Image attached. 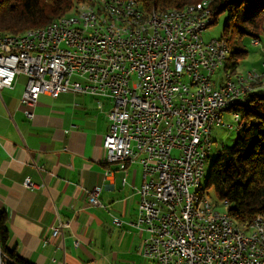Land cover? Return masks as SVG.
I'll return each instance as SVG.
<instances>
[{
  "label": "built area",
  "instance_id": "built-area-1",
  "mask_svg": "<svg viewBox=\"0 0 264 264\" xmlns=\"http://www.w3.org/2000/svg\"><path fill=\"white\" fill-rule=\"evenodd\" d=\"M139 8L136 0L134 9H112L111 16L127 21ZM202 21L200 16L171 20L157 15L145 31H133L134 39L117 40L111 26L113 38H101L96 16L86 13L40 33L38 40H0V92L12 90L25 76L21 104L28 119L34 118L42 95H91L98 98L100 110L102 100L111 102L106 163L123 172L130 164L142 168L133 226L148 233L140 252L152 264H264V214L254 219L259 229L249 228L251 238L233 231L211 206L192 220V184L201 171L195 161L203 167L207 152L218 150L205 147L207 135L222 128L237 132L242 126L237 111L232 112L234 124L226 122L221 105L253 94L219 80L217 40H204L208 29ZM219 84L229 86L231 96L220 98ZM24 187L38 188L30 178ZM102 191L100 186L88 191V202L101 206ZM113 223L122 225L118 218ZM65 228L68 223L60 222L52 237Z\"/></svg>",
  "mask_w": 264,
  "mask_h": 264
},
{
  "label": "crops",
  "instance_id": "crops-1",
  "mask_svg": "<svg viewBox=\"0 0 264 264\" xmlns=\"http://www.w3.org/2000/svg\"><path fill=\"white\" fill-rule=\"evenodd\" d=\"M26 83L22 75L0 92V210L10 248L30 264H152L140 252L149 235L133 226L142 168L130 164L123 172L106 163L111 102L102 100L100 110L91 95H42L28 119L21 104ZM27 178L38 188L26 189ZM97 186L101 206L87 198ZM60 222L68 228L53 238Z\"/></svg>",
  "mask_w": 264,
  "mask_h": 264
},
{
  "label": "trees",
  "instance_id": "trees-1",
  "mask_svg": "<svg viewBox=\"0 0 264 264\" xmlns=\"http://www.w3.org/2000/svg\"><path fill=\"white\" fill-rule=\"evenodd\" d=\"M86 1L0 0V32L19 35L31 29L44 28L69 15ZM206 1L215 13L212 25L217 23L220 15L227 16L224 31L226 35L231 33L235 41L231 46L232 59L225 65V72L234 76L240 61L248 54L243 39L249 37L260 41L264 34V0H137L140 8L147 12L183 9ZM251 93L247 104H236L229 110L231 113L239 112L242 126L237 131L233 147L214 155L217 159L202 193L212 200L209 192H214L212 204L216 208L228 202L226 211L241 228H249L257 216L264 214V91L252 89ZM9 244L7 215L0 210V263L30 264L20 258Z\"/></svg>",
  "mask_w": 264,
  "mask_h": 264
},
{
  "label": "bare ground",
  "instance_id": "bare-ground-1",
  "mask_svg": "<svg viewBox=\"0 0 264 264\" xmlns=\"http://www.w3.org/2000/svg\"><path fill=\"white\" fill-rule=\"evenodd\" d=\"M97 1V0H96ZM136 4V0H101L100 2L96 3L95 5L90 4H83L82 7L78 8L73 16H67L61 19H58L48 26L41 28V29H31L19 35H8L0 32V40L6 41H29V40H38L40 39V33H49L53 30L55 25L58 26H65L70 21L73 20H80L81 15H92L96 16V24L99 26L101 31V38L103 39H110L113 38V31L108 30V26H111V29L115 31V38L117 40H129L134 39V32L133 31H145V24L147 22H153L159 16H168L171 20H179L184 15L188 16H200V19H204L202 21V28L208 29L213 21L214 18L212 17V10L210 9L209 2H203L199 6H188L183 9H171L166 12L162 13H155V12H147L141 8L137 12V15L134 17L127 18V21H124L123 17H114L111 16L112 9L114 10H123V9H134ZM111 5V6H110ZM229 48L228 44L224 40H217V45H215V55L219 58L218 62V71L225 68V62L227 59ZM264 75V74H263ZM258 76H262V74L254 71L253 74H248V77H239L238 79H234L230 76L229 73L221 78L220 81H229L231 85H240L243 87V90L250 91L251 88L249 85L256 80H260ZM263 78V77H262ZM264 88V81L262 83ZM219 96L220 98H227L231 96V89L226 84H219ZM248 95L244 98L243 101H230L228 103H224L221 105V116H223L226 112L231 113L229 110L232 106L236 104H247L248 103ZM239 121V116H238ZM215 142H213V138L211 134L207 135L205 140V147H213ZM212 152H207L206 154V161L202 167V161H195V168H201V171L198 174V180L193 182L192 184V201H191V216L192 220H199V215H203V207L204 206H211V211L215 213H223L226 218L228 226L233 231H244V238H251V231L250 229H259V221L255 220L249 228H241L238 226L234 220L228 215L226 209L228 207V202H224L222 207L225 210L224 212H219L217 208L211 204V201L208 198L202 197L200 188H201V181L205 175V168L206 163L208 162L210 155ZM221 151H217L215 154H221ZM212 157V156H211ZM203 190V189H202ZM263 225H264V217H263Z\"/></svg>",
  "mask_w": 264,
  "mask_h": 264
},
{
  "label": "rangeland",
  "instance_id": "rangeland-1",
  "mask_svg": "<svg viewBox=\"0 0 264 264\" xmlns=\"http://www.w3.org/2000/svg\"><path fill=\"white\" fill-rule=\"evenodd\" d=\"M100 1L101 0H97V1L96 0H87L86 2H83L82 4H80L77 8L82 7L84 3H88L90 5L91 4L95 5L96 3L100 2ZM206 2H208V1H206ZM77 8H76V10H77ZM76 10H74L73 12H70V14L67 16H70V17L73 16L74 13L76 12ZM153 12L156 13V11H153ZM157 13H162V12H157ZM67 16H65V17H67ZM62 18H64V17H62ZM226 18H227V16L225 14L220 15L217 23L210 26L208 28V30L206 31V33L204 34V40L206 42H209L211 40H223L220 38L227 39L228 42L226 40H224L227 44L229 43L228 44L229 51L227 54V59H226L225 65H227L228 63L231 62V59H232L231 58V56H232L231 55L232 54L231 46L235 41V38L233 37V35L231 33H229L228 35L225 34L224 24H225ZM257 41L259 44L254 45L253 40L251 38L247 37V38L243 39L244 46H245L246 50L248 51V54H247V57H245V59L240 61L239 66L236 70V75L232 76L228 72L233 78H236V77L247 78L248 74H249L248 72H251V71H256L260 74H264V67H263V65H264V34L262 35L260 41L259 40H257ZM225 68H224V70L223 69L219 70V80H221V78H223L226 75L227 72H225L226 71ZM258 70H262V71H258ZM258 78H261V79L253 81L249 85V87L253 90H256V92H258L260 90L264 91V88L262 85V83L264 81V75H262L260 77L258 76ZM224 115H225V121L226 122L234 124V121L232 119V113L226 112ZM211 136L213 138V142H215L214 148L215 149L217 148L218 149L217 151H221V150L223 151L225 149H231L233 147V145L237 139V132L236 131H228V130L222 128V129L216 130L214 132V134H211ZM217 151H213L211 153L210 158H209L208 162L206 163L205 175L201 181V188H200V192H201L200 194L202 197H204L202 195V193L204 192V188L206 187L207 180L209 178L212 165L215 162V160L217 159V156H214V155H218V154H215V153H217ZM209 194L215 200L214 192L212 190L209 192ZM205 198L209 199V197H207V196H205ZM213 199L212 200L209 199V200L213 201ZM217 210L219 212L225 211L222 207V204L217 205Z\"/></svg>",
  "mask_w": 264,
  "mask_h": 264
}]
</instances>
